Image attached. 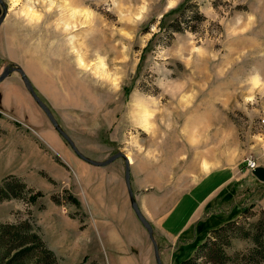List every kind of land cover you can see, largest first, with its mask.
Segmentation results:
<instances>
[{"label":"rangeland","instance_id":"rangeland-1","mask_svg":"<svg viewBox=\"0 0 264 264\" xmlns=\"http://www.w3.org/2000/svg\"><path fill=\"white\" fill-rule=\"evenodd\" d=\"M3 1L8 14L0 26V74L8 65L22 67V59L44 68L34 80L35 90L83 154L107 159L124 152L133 160L132 168L134 162L140 166L136 175L144 181L150 137L154 144L169 137L190 145L198 137L204 140L205 157L219 155V166L236 175L229 200L223 198L228 196L226 191L206 209L205 226L174 242L156 239L162 264H179L198 254L196 262L213 264L205 262L208 248L196 247L212 241L213 231L230 220L237 225L223 232V239L234 230L240 236L230 237L227 253L234 256L254 247L252 235H244L253 234L256 223L264 221V182L246 162L251 159L264 166V0H86L75 8L68 0H45L51 4L42 7L41 0ZM208 57L219 62L210 60L215 71L202 60ZM257 72L259 85L252 82ZM209 74L212 77L207 79ZM13 77L26 87L21 75L12 72L0 83V97L2 90L14 88ZM38 90L53 92L51 99ZM36 104L47 126L56 129ZM16 112L0 110L6 124L0 133L13 128L10 142L19 143L20 137L28 136L60 160L37 137L38 127L28 121H23L27 127H9L16 122ZM22 157L0 158V181L8 174L25 175L43 196L31 205L20 198L1 202L0 222L32 217L60 264H114L98 249L102 245L95 235L89 244L95 248L93 258L84 255L87 237H76L75 223L68 221L73 217L84 221L85 213L74 204L76 197L68 186L54 179L53 161L45 157L41 164L48 171H38L27 167ZM144 228L146 246L134 248L133 256L121 257H133L134 264H158ZM35 249L38 255L40 250ZM226 264L264 262L236 259Z\"/></svg>","mask_w":264,"mask_h":264},{"label":"crops","instance_id":"crops-1","mask_svg":"<svg viewBox=\"0 0 264 264\" xmlns=\"http://www.w3.org/2000/svg\"><path fill=\"white\" fill-rule=\"evenodd\" d=\"M19 62L33 84L35 79L40 78V71L45 70L37 69L32 61L22 59ZM41 66L45 67L42 63ZM12 79L16 81L13 83L14 88L2 90L3 94L0 97L1 111L18 112L15 113L18 124L11 123L12 126L9 127L17 129L21 124L27 127L23 121L38 127V132L35 131L37 137L42 143H46L65 165L55 159L57 163L37 140H29L28 136L20 137L19 143L10 142L14 140L13 128H10L9 133H0V158L21 154L26 166L38 171L47 170L41 164L45 157L51 159L55 170L52 172L54 179L62 186H68V190L78 199L85 213L84 221L78 217L68 221L69 224L75 223L76 237L80 235L87 237L84 255L93 258L95 248L89 244L97 237V243L102 245L98 249L105 251L109 262L134 264L133 257L121 256H124V253L132 255L134 248L146 246L147 234L130 201L125 179V160L119 158L106 166H97L78 158L59 132L52 126H47L29 90L22 87L17 77ZM4 81L5 79L2 82ZM38 91L48 100L53 94L47 90ZM5 125V120L0 118V129H5L3 127ZM151 138L148 178L144 181L138 180L140 177L136 173L137 169L141 171V168L140 166L137 168L134 162L133 168L130 165L131 185L140 210L153 226L155 238L158 241L162 238L174 242L178 236L190 230L197 231L201 223L204 226L208 223L209 218L203 217L206 209L208 210L215 200L230 190L229 187L236 179V175L232 169L219 166V155L205 157L203 138L200 140L196 137L192 140V145L169 140V137L161 143L154 144ZM88 157L101 161L104 159V156ZM31 158L36 160L33 164L29 162ZM18 176L31 185V181H27L25 175ZM142 190H146L147 193L139 194ZM231 196L229 191L228 196L223 198L229 200Z\"/></svg>","mask_w":264,"mask_h":264},{"label":"trees","instance_id":"trees-1","mask_svg":"<svg viewBox=\"0 0 264 264\" xmlns=\"http://www.w3.org/2000/svg\"><path fill=\"white\" fill-rule=\"evenodd\" d=\"M182 10L183 7L181 8V11ZM57 160L61 164H64L61 160ZM29 193L32 194L28 195ZM41 196H43V193L40 190H35L34 187H32L18 175L12 174L4 177L0 181V203L5 200L20 198L24 200L27 205H31L34 204ZM54 200H56V197H54ZM73 201L74 204L78 206L80 205V202L77 198H73ZM263 223V220L257 222L254 233H246L244 235L245 237L252 235L254 247L245 251H239L234 256L227 253L225 246H229L231 244V236H240V234L234 230L232 232L233 234L229 238L227 236L226 240H224L222 233L233 230L237 225V221L230 220L227 221L226 224L216 228V230L213 231L214 235L210 236L209 238L210 240L212 239V241L203 243L200 242L196 249L198 250V248L200 249L203 247L208 248V252H210V254L208 256L206 255L208 260L205 262H210L213 264H226L235 261L236 259L253 263H260V261L264 262ZM202 224L203 223L200 224V227H202ZM0 245L3 246L1 252L2 254L0 255V264L2 262H5V264H60L55 252L47 245L46 241L44 240L40 226L37 225L32 217H28L15 223L0 222ZM35 248L40 250L38 255H36ZM258 255H262L261 260H258ZM33 257L35 258L33 259ZM198 257L199 254L196 256H189L181 260L179 264H199L196 262ZM217 257L220 260H218ZM94 264H96V262Z\"/></svg>","mask_w":264,"mask_h":264},{"label":"water","instance_id":"water-1","mask_svg":"<svg viewBox=\"0 0 264 264\" xmlns=\"http://www.w3.org/2000/svg\"><path fill=\"white\" fill-rule=\"evenodd\" d=\"M7 14H8V7L6 6V4H5V2L3 0H0V26L2 25V23L6 19ZM15 71L18 72L21 75L22 80H23L26 88L29 90V92L31 93V95L33 96L35 101L38 103V105L46 113V115L50 119L51 123L56 128V130L67 140V142L71 145V147L74 149V151L82 159H84L85 161H87V162H89V163H91L93 165H97V166H106L109 163H111L114 160L119 159V158H123L125 160V163H126V166H125V179H126V184H127V188H128V192H129V196H130V201H131L132 207H133L136 215L138 216L140 221L144 224V226L146 227V229H147V231L149 233V237H150V239H151V241L153 243V246H154L155 256H156L158 264H162V260H161L160 252H159V246H158V243H157L156 238L154 236L153 226L148 221L146 216L142 213V211L140 210V208H139V206H138V204L136 202L134 190H133L132 185H131V166H130V161H129V157L127 156V154H125L124 152L119 151V152L113 154L112 156H110L109 158H107L105 160H102V161L95 160V159L90 158V157L86 156L85 154H83L79 150V148L77 147V145L75 144L73 139L66 132V130H64L61 127V125L59 124L58 120L56 119L54 113L52 112L51 108L37 94L31 79L28 77V75L26 74V72L24 71V69L22 67L16 66V65H8V66H6L3 69L2 73L0 74V83L4 79H6L12 72H15ZM252 173L260 181L264 182V166H257L256 168H254L252 170Z\"/></svg>","mask_w":264,"mask_h":264},{"label":"bare ground","instance_id":"bare-ground-1","mask_svg":"<svg viewBox=\"0 0 264 264\" xmlns=\"http://www.w3.org/2000/svg\"><path fill=\"white\" fill-rule=\"evenodd\" d=\"M44 1H45V0H41V1H40V6H41V7H42V6H47V5H49V4L52 3L51 0H49L51 3H46V2L44 3ZM46 1H48V0H46ZM68 1H69V4H68V5H69L70 7H72V8H75L76 6H83V5L86 4V0H71V1L68 0ZM72 8H71V9H72ZM68 10H70V9H68ZM247 48H248V47H247ZM247 48H246V49H247ZM116 49H117V48H116ZM117 51H118V50H117ZM247 51L250 52V51H251V48H250V49H247ZM115 58H116V57H115ZM202 60L205 61V62L207 61V62H208L209 64H211V65H213V63H215V64H216V63H219L218 61L213 60L212 57H208L207 59L205 58V59H202ZM210 60H211L213 63L210 62ZM208 63H207V64H208ZM212 67H213V69H214V71H215V65H213ZM256 74L258 75V72H257ZM257 75H256V76H257ZM106 76H107V75H106ZM210 76L212 77L211 74L207 75V79H210V78H211ZM256 76H255V77H256ZM190 87H192V86H190ZM184 90H185V88H184ZM129 161H130V163H131V162L133 163V160H132L130 157H129Z\"/></svg>","mask_w":264,"mask_h":264},{"label":"built area","instance_id":"built-area-1","mask_svg":"<svg viewBox=\"0 0 264 264\" xmlns=\"http://www.w3.org/2000/svg\"><path fill=\"white\" fill-rule=\"evenodd\" d=\"M246 166L249 170H253L254 168H256L258 165L254 160L248 159L246 162Z\"/></svg>","mask_w":264,"mask_h":264},{"label":"clouds","instance_id":"clouds-1","mask_svg":"<svg viewBox=\"0 0 264 264\" xmlns=\"http://www.w3.org/2000/svg\"><path fill=\"white\" fill-rule=\"evenodd\" d=\"M31 19V17H29ZM201 54L203 55V51L201 50ZM253 84L259 85L261 83V78L257 75L256 77L253 78L252 80Z\"/></svg>","mask_w":264,"mask_h":264}]
</instances>
